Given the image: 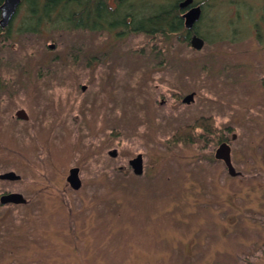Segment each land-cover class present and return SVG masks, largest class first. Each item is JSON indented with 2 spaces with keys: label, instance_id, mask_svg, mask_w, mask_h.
Segmentation results:
<instances>
[{
  "label": "rangeland",
  "instance_id": "374dc122",
  "mask_svg": "<svg viewBox=\"0 0 264 264\" xmlns=\"http://www.w3.org/2000/svg\"><path fill=\"white\" fill-rule=\"evenodd\" d=\"M193 1L200 51L179 34L70 29L73 6L22 32L19 6L0 36V174L21 179L0 196L27 203L0 206V264H264V0ZM201 118L211 134L171 141ZM223 138L241 177L214 159Z\"/></svg>",
  "mask_w": 264,
  "mask_h": 264
},
{
  "label": "trees",
  "instance_id": "16d2710c",
  "mask_svg": "<svg viewBox=\"0 0 264 264\" xmlns=\"http://www.w3.org/2000/svg\"><path fill=\"white\" fill-rule=\"evenodd\" d=\"M3 1L4 0H0V6ZM131 1L135 3L136 0H21L19 6L26 8L30 21L24 22L23 25H25L19 28V30L22 32L35 33L40 18H51L56 12H65L68 8L73 6L75 10L73 7L69 9L72 12L68 19H66V23L70 26V29L73 30L90 29L99 31L104 29L112 31L117 28H123L124 33H143L152 37L156 34H179V40L181 42L189 43L190 34L184 28L181 18L183 11L179 9L178 2L170 6L155 4L149 7H147V4L143 3L140 5L141 8L137 9V7L133 6ZM111 3L115 6L112 7L110 5ZM126 10L128 12H126ZM148 10H150V12H147ZM35 18L36 20H34ZM12 21L4 29L0 27V36L4 31L5 33L9 32ZM195 29L197 28L195 27ZM196 127L203 129L209 134L213 132L211 129L212 121L201 119L194 123V126L180 128L171 138V141L179 142L182 139L192 141V131Z\"/></svg>",
  "mask_w": 264,
  "mask_h": 264
},
{
  "label": "water",
  "instance_id": "95a60500",
  "mask_svg": "<svg viewBox=\"0 0 264 264\" xmlns=\"http://www.w3.org/2000/svg\"><path fill=\"white\" fill-rule=\"evenodd\" d=\"M21 3V0H4L2 5L0 6V27L6 28L12 19L14 18L16 11ZM193 0H183L179 3L178 7L181 10H185L189 8L182 16L184 28L189 32L193 30L196 23L199 21L201 17V8L199 6L191 7ZM190 47L195 51H200L204 46V41L202 38L193 34L189 40ZM52 45L49 46V49H53ZM82 90H85L82 88ZM193 94L187 95L183 98L182 103L189 104L193 102ZM15 117L19 120L27 121L28 116L26 115L24 110H18L15 113ZM234 138V137H233ZM232 138V139H233ZM111 157L116 156L115 151H111L108 153ZM214 157L216 160L221 161L226 167L227 174L230 177H236L240 173L236 172L231 163V155H230V147L227 144H221L215 151ZM128 165L131 168L132 173L135 176H141L143 174L142 167V157L138 155L136 158L129 160ZM21 178L19 175H16L14 172L9 171L0 174L1 182H17ZM66 182L69 186L74 190L78 191L81 187V182L78 176V169L72 168L69 170V175L66 178ZM27 203L26 199L19 193H4L0 196V206H23Z\"/></svg>",
  "mask_w": 264,
  "mask_h": 264
},
{
  "label": "flooded vegetation",
  "instance_id": "af4514ba",
  "mask_svg": "<svg viewBox=\"0 0 264 264\" xmlns=\"http://www.w3.org/2000/svg\"><path fill=\"white\" fill-rule=\"evenodd\" d=\"M183 0H179V1H177L178 2V4L180 3V2H182ZM194 6H199L200 8H201V5H199V4H197V3H195L194 1H193V3H192V5L190 6V8L191 7H194ZM189 8H187V9H185V10H182L183 12H182V14H181V16L188 10ZM201 18V17H200ZM198 23V22H197ZM195 27H197V24L194 26V28H193V30H191V31H189L188 33L190 34L189 35V40H190V38H191V36L193 35V34H196L197 36H199L198 35V33H197V30L195 29ZM5 32V31H4ZM4 32H2L1 34H3ZM191 94H193V93H191ZM194 95V94H193ZM192 103V102H191ZM201 119H203V118H201ZM201 119H199V120H201ZM199 120H197V121H199ZM204 120H208V119H204ZM210 120V119H209ZM196 121V122H197ZM195 122V123H196ZM213 123V122H212ZM199 129V127H196V129ZM195 129V128H194ZM194 129H193V131H194ZM193 131H192V133H193ZM221 144H227L229 147H230V142L227 140V138H223V140H220L219 141V144H218V147L221 145ZM217 147V148H218ZM216 151V150H215ZM214 154H215V152H214ZM230 155H231V147H230ZM214 159H215V157H214ZM216 160V159H215ZM216 161H219V160H216ZM219 162H221V161H219ZM222 163V162H221ZM224 165V164H223ZM225 167V166H224ZM226 168V167H225ZM227 171V170H226ZM242 175L241 174H239L238 176H236V177H241ZM233 178H235V177H233ZM4 193H10V192H4ZM4 193H2V194H4Z\"/></svg>",
  "mask_w": 264,
  "mask_h": 264
}]
</instances>
